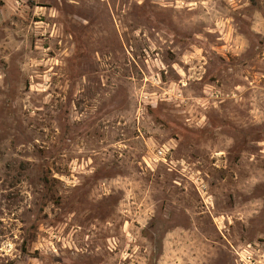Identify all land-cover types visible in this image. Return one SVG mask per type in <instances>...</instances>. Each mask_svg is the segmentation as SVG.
<instances>
[{
    "label": "rangeland",
    "instance_id": "obj_1",
    "mask_svg": "<svg viewBox=\"0 0 264 264\" xmlns=\"http://www.w3.org/2000/svg\"><path fill=\"white\" fill-rule=\"evenodd\" d=\"M0 264H264V0H0Z\"/></svg>",
    "mask_w": 264,
    "mask_h": 264
},
{
    "label": "built area",
    "instance_id": "obj_2",
    "mask_svg": "<svg viewBox=\"0 0 264 264\" xmlns=\"http://www.w3.org/2000/svg\"><path fill=\"white\" fill-rule=\"evenodd\" d=\"M162 155H163V151L162 150H159L157 152V157H159L160 160H163L162 158H160V156H162Z\"/></svg>",
    "mask_w": 264,
    "mask_h": 264
}]
</instances>
